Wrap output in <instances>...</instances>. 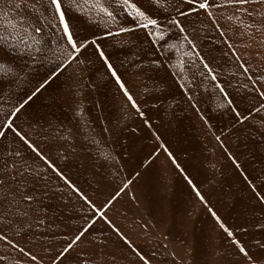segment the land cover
Returning a JSON list of instances; mask_svg holds the SVG:
<instances>
[{
    "label": "snow or ice",
    "instance_id": "obj_1",
    "mask_svg": "<svg viewBox=\"0 0 264 264\" xmlns=\"http://www.w3.org/2000/svg\"><path fill=\"white\" fill-rule=\"evenodd\" d=\"M208 28L218 33L213 44L219 42L226 46L228 51L223 55L242 70L244 80L238 82L239 87L231 80L221 79L213 66L214 57L198 51L200 33L206 35ZM256 33L264 37V0H0V90L6 86L11 89L18 82L31 85L0 121V242L17 254L9 261L8 252L0 253V264H43L35 249L47 250L53 242L62 243L55 249L50 264L66 261L72 264L73 259L74 264H103L96 257L102 255L109 237L97 241L88 235L95 224L91 217L84 220L88 228L81 225L72 231L74 226L65 222L62 231L55 230L60 227L61 206L67 207L73 195L94 216L104 219L111 232L138 258L139 264H151V257L134 246L57 163V159L66 161L68 154L56 148L55 143H69L72 151L76 150L83 111L76 94L73 93L72 98L73 120L69 125H60L63 131L51 121H45L48 125L45 128L41 123L43 118L27 120L31 131H26L17 121L28 116L35 99L56 85L73 64H82L84 61L80 58L91 49L108 82L123 100L124 109L151 128L150 118L141 107L145 96L133 92L125 79L127 69L120 70L125 67L123 62L118 67L114 54L105 50L108 38H112L115 42L112 46L121 51L135 42V38L140 41V53L133 63L140 72H144L145 67L152 72L166 69L185 102L209 129L212 128L210 118L201 112V99L193 93L205 81L211 83L214 95L219 97L216 111L231 118L229 131L236 132L250 152L259 150L264 160V64L253 66L239 51L241 47H250L244 43V37L251 39ZM234 37L238 40L232 41ZM100 123L103 124L101 132L111 136L107 123L103 120ZM153 135L160 140L155 132ZM213 135L216 141H221L220 135ZM36 137H43L48 144L41 147ZM221 147L250 190L253 216L249 223L228 225L212 207H207V212L243 264H264V167L259 176H250L237 157L222 143ZM160 148L183 173L173 153L164 144H160ZM53 150L57 159L51 155ZM107 160L105 156L101 163ZM53 177L62 184L53 182ZM183 178L195 198L206 204L205 196L193 180L187 174ZM127 187L128 184H124L120 191ZM252 228L258 232H253ZM237 234L248 236V241L241 240ZM86 238L99 245V253L77 252Z\"/></svg>",
    "mask_w": 264,
    "mask_h": 264
},
{
    "label": "rangeland",
    "instance_id": "obj_2",
    "mask_svg": "<svg viewBox=\"0 0 264 264\" xmlns=\"http://www.w3.org/2000/svg\"><path fill=\"white\" fill-rule=\"evenodd\" d=\"M200 35L198 51L214 57L213 66L221 79L231 80L234 86L239 87L238 82L244 80L242 70H238L236 64L223 55L228 51L226 46L219 42L213 44L218 33L208 28L206 35ZM133 40L135 42L121 51L113 47L115 42L108 38L105 50L114 54V63L118 67L123 62L125 67L120 70L125 72L127 69L125 79L133 92L145 96L141 107L146 117L150 118L151 128L144 125L140 117L124 109L123 100L108 82L91 49L80 58L84 62L79 66L73 64L56 85L35 99L28 109V116H22L17 123L26 131H31L27 120L43 118L41 123L45 128L48 126L45 121H51L59 131H63L60 125H69L73 120L72 98L75 93L83 110L76 150L73 152L69 143H55L56 148L67 152L68 159H57L54 150L51 155L66 175L91 198L96 208L118 226L134 246L151 257V264H243L240 255L208 214L207 207L217 211L228 225L249 223L253 216L250 190L221 143L237 157L242 169L250 176H259L264 167L261 153L259 150L250 152L238 134L229 131L231 118L216 111L219 97L214 95L211 83L205 81L193 93L201 99V112L210 118L212 128L209 129L185 102L166 69L152 72L145 67L144 72H140L135 67L133 62L137 61V54L140 53V41ZM236 40L238 37L232 38V41ZM244 43L250 47H241L239 51L248 62L253 66L264 64V37L256 33L251 39L244 37ZM30 87L18 82L11 89L6 86L0 90V121L4 113L12 109L18 96ZM152 104L156 107L153 108ZM101 120L111 129V136L101 132ZM134 128L136 131H133ZM153 132L159 135L160 140H156ZM213 133L220 135L221 141H216ZM64 134L67 135L66 132ZM36 139L41 147L48 144L43 137ZM160 144L173 153L184 169L183 173L171 164ZM105 156L108 160L101 163ZM185 174L205 196L206 204L195 198L183 178ZM53 182L62 184L55 177ZM124 184L128 187L121 192ZM112 197H116L115 200L105 207ZM88 217L95 221L88 234L93 240L109 237L102 255L96 257L98 260H102L103 264H139L138 258L111 232L104 219L94 216L74 195L67 207L61 206L60 227L55 230L62 231L65 222L74 226L72 231L81 225L88 228L89 225L84 224ZM252 231L258 232V229L252 228ZM237 235L243 241L249 239L248 236ZM60 243L53 242L47 250L35 249L43 264H50ZM93 251L99 253L100 247L87 238L77 249L81 253ZM4 252L9 253V261L17 255L0 242V253Z\"/></svg>",
    "mask_w": 264,
    "mask_h": 264
}]
</instances>
